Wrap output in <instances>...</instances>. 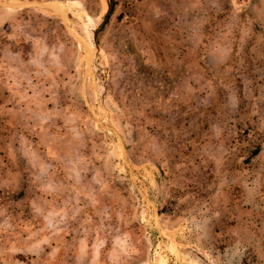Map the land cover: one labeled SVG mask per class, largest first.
<instances>
[{
	"label": "rangeland",
	"instance_id": "obj_1",
	"mask_svg": "<svg viewBox=\"0 0 264 264\" xmlns=\"http://www.w3.org/2000/svg\"><path fill=\"white\" fill-rule=\"evenodd\" d=\"M0 264H264V0H0Z\"/></svg>",
	"mask_w": 264,
	"mask_h": 264
},
{
	"label": "bare ground",
	"instance_id": "obj_2",
	"mask_svg": "<svg viewBox=\"0 0 264 264\" xmlns=\"http://www.w3.org/2000/svg\"><path fill=\"white\" fill-rule=\"evenodd\" d=\"M58 7H59V4L54 5V6L50 7V8H51V9H55L54 11H57L56 8H58Z\"/></svg>",
	"mask_w": 264,
	"mask_h": 264
}]
</instances>
